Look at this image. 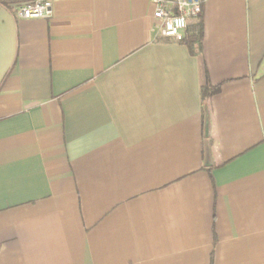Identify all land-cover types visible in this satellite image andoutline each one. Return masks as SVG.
Instances as JSON below:
<instances>
[{
  "label": "crops",
  "instance_id": "crops-1",
  "mask_svg": "<svg viewBox=\"0 0 264 264\" xmlns=\"http://www.w3.org/2000/svg\"><path fill=\"white\" fill-rule=\"evenodd\" d=\"M33 1L0 0V264H264V0H203L193 49L151 0Z\"/></svg>",
  "mask_w": 264,
  "mask_h": 264
},
{
  "label": "built area",
  "instance_id": "built-area-1",
  "mask_svg": "<svg viewBox=\"0 0 264 264\" xmlns=\"http://www.w3.org/2000/svg\"><path fill=\"white\" fill-rule=\"evenodd\" d=\"M152 17L155 22L151 30L157 35L181 40L188 27L189 20L201 14L203 0H151ZM51 8L48 2L34 0L31 3H19L14 14L21 18L49 17Z\"/></svg>",
  "mask_w": 264,
  "mask_h": 264
},
{
  "label": "trees",
  "instance_id": "trees-1",
  "mask_svg": "<svg viewBox=\"0 0 264 264\" xmlns=\"http://www.w3.org/2000/svg\"><path fill=\"white\" fill-rule=\"evenodd\" d=\"M196 33L193 35H186L183 38H181L180 41L185 42L191 49L197 47V45H199V38H200V33H201V25L199 22H197L196 24ZM216 87L215 86H209L208 83H205V85H203L202 89H201V93H202V99L205 100L206 98H208L214 91H215ZM202 100V101H203Z\"/></svg>",
  "mask_w": 264,
  "mask_h": 264
}]
</instances>
